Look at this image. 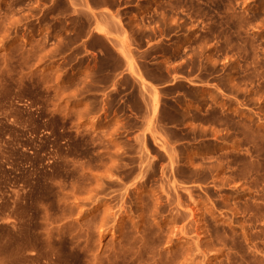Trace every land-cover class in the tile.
<instances>
[{
	"label": "rangeland",
	"instance_id": "rangeland-1",
	"mask_svg": "<svg viewBox=\"0 0 264 264\" xmlns=\"http://www.w3.org/2000/svg\"><path fill=\"white\" fill-rule=\"evenodd\" d=\"M0 264H264V1L0 0Z\"/></svg>",
	"mask_w": 264,
	"mask_h": 264
},
{
	"label": "crops",
	"instance_id": "crops-1",
	"mask_svg": "<svg viewBox=\"0 0 264 264\" xmlns=\"http://www.w3.org/2000/svg\"><path fill=\"white\" fill-rule=\"evenodd\" d=\"M261 1H264V0H261ZM259 4H260V0H257V6L259 7Z\"/></svg>",
	"mask_w": 264,
	"mask_h": 264
}]
</instances>
